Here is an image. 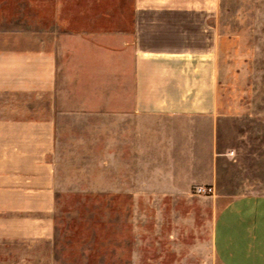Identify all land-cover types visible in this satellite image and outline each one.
Listing matches in <instances>:
<instances>
[{
	"label": "rangeland",
	"instance_id": "rangeland-1",
	"mask_svg": "<svg viewBox=\"0 0 264 264\" xmlns=\"http://www.w3.org/2000/svg\"><path fill=\"white\" fill-rule=\"evenodd\" d=\"M132 8L0 0V47L52 46L59 63L90 49L132 58ZM210 22L220 36L212 113L149 120L137 139L132 122L109 123L74 96L57 107V264H221L218 211L239 195H264V0H219Z\"/></svg>",
	"mask_w": 264,
	"mask_h": 264
},
{
	"label": "crops",
	"instance_id": "crops-1",
	"mask_svg": "<svg viewBox=\"0 0 264 264\" xmlns=\"http://www.w3.org/2000/svg\"><path fill=\"white\" fill-rule=\"evenodd\" d=\"M218 1L132 0V58L90 49L59 63L52 46L0 47V264H57L53 148L69 96L109 123L132 122L137 139L149 120L214 111ZM212 240L221 264H264V195L223 205Z\"/></svg>",
	"mask_w": 264,
	"mask_h": 264
},
{
	"label": "built area",
	"instance_id": "built-area-1",
	"mask_svg": "<svg viewBox=\"0 0 264 264\" xmlns=\"http://www.w3.org/2000/svg\"><path fill=\"white\" fill-rule=\"evenodd\" d=\"M210 189H211V188H208V190H210ZM198 191H201V192H202V191H205V188H203V187H202V188H198Z\"/></svg>",
	"mask_w": 264,
	"mask_h": 264
}]
</instances>
